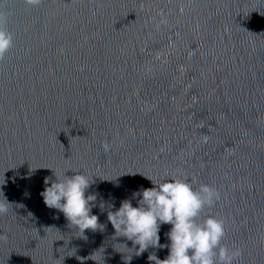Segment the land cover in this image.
Segmentation results:
<instances>
[{"label": "water", "instance_id": "obj_1", "mask_svg": "<svg viewBox=\"0 0 264 264\" xmlns=\"http://www.w3.org/2000/svg\"><path fill=\"white\" fill-rule=\"evenodd\" d=\"M0 28L13 37L0 56V264H82L101 247L98 264H125L131 242L99 204L152 187L144 176L214 188L197 223L224 222L233 264H264V0H0ZM47 168L93 181L104 231L79 238L45 206ZM151 252L168 255L129 264Z\"/></svg>", "mask_w": 264, "mask_h": 264}, {"label": "clouds", "instance_id": "obj_2", "mask_svg": "<svg viewBox=\"0 0 264 264\" xmlns=\"http://www.w3.org/2000/svg\"><path fill=\"white\" fill-rule=\"evenodd\" d=\"M33 2L35 0H29V3ZM12 42V34L0 28V56L9 50ZM104 149L108 151L109 145L105 144ZM47 169L51 170L52 175L44 177L45 187L40 193L45 206L61 212L68 225L80 233L77 236L79 238L87 240L85 230L104 231L106 225L92 212L93 207L97 206V195L88 192L93 181L82 171L68 169L73 174L67 175L68 170L56 172ZM144 177L153 186L134 191L130 199L121 200L118 208L111 202L101 201L103 204H99L102 212L107 211V220L114 229L115 239L124 237L131 242V247L127 243H120L128 249H134L129 258L124 259L125 253L115 250L122 254L125 264H129L134 255L140 256L150 247L168 249L164 259H160L155 252L149 253L147 259L150 264H233L240 250L229 249L221 244L225 235L224 222L208 216L202 223H197L204 206L218 199L214 188L201 184L196 189L188 180L175 177H168L159 183L149 176ZM133 199L137 201L135 206ZM7 211V204L0 203V215ZM163 224L171 225L166 233L167 244L160 243V228ZM101 248L87 257L76 256V252L72 256L79 257L82 264L87 259L97 262L95 253Z\"/></svg>", "mask_w": 264, "mask_h": 264}]
</instances>
